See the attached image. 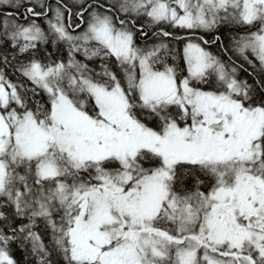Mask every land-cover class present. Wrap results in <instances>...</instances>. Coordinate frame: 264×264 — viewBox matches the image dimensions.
Masks as SVG:
<instances>
[{
	"label": "snow or ice",
	"instance_id": "snow-or-ice-1",
	"mask_svg": "<svg viewBox=\"0 0 264 264\" xmlns=\"http://www.w3.org/2000/svg\"><path fill=\"white\" fill-rule=\"evenodd\" d=\"M0 264H264V0H0Z\"/></svg>",
	"mask_w": 264,
	"mask_h": 264
},
{
	"label": "trees",
	"instance_id": "trees-1",
	"mask_svg": "<svg viewBox=\"0 0 264 264\" xmlns=\"http://www.w3.org/2000/svg\"><path fill=\"white\" fill-rule=\"evenodd\" d=\"M17 258H18V259H20V258H21L19 254L17 255Z\"/></svg>",
	"mask_w": 264,
	"mask_h": 264
},
{
	"label": "flooded vegetation",
	"instance_id": "flooded-vegetation-1",
	"mask_svg": "<svg viewBox=\"0 0 264 264\" xmlns=\"http://www.w3.org/2000/svg\"><path fill=\"white\" fill-rule=\"evenodd\" d=\"M242 75H243V73H242Z\"/></svg>",
	"mask_w": 264,
	"mask_h": 264
}]
</instances>
